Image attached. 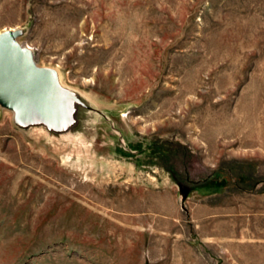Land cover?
Listing matches in <instances>:
<instances>
[{
  "label": "rangeland",
  "instance_id": "rangeland-1",
  "mask_svg": "<svg viewBox=\"0 0 264 264\" xmlns=\"http://www.w3.org/2000/svg\"><path fill=\"white\" fill-rule=\"evenodd\" d=\"M0 33L51 93L0 96V264H264V0H0Z\"/></svg>",
  "mask_w": 264,
  "mask_h": 264
},
{
  "label": "water",
  "instance_id": "water-1",
  "mask_svg": "<svg viewBox=\"0 0 264 264\" xmlns=\"http://www.w3.org/2000/svg\"><path fill=\"white\" fill-rule=\"evenodd\" d=\"M32 56L27 47H22L10 39H5L0 33V96L15 99L19 94L29 97H44L51 94L46 91L50 76L40 74L37 79H31L27 72L31 67ZM31 70V69H30ZM182 198L187 197L188 187L178 182Z\"/></svg>",
  "mask_w": 264,
  "mask_h": 264
},
{
  "label": "bare ground",
  "instance_id": "bare-ground-1",
  "mask_svg": "<svg viewBox=\"0 0 264 264\" xmlns=\"http://www.w3.org/2000/svg\"><path fill=\"white\" fill-rule=\"evenodd\" d=\"M10 30H14V28L10 29ZM28 48V47H27ZM31 49V48H30Z\"/></svg>",
  "mask_w": 264,
  "mask_h": 264
}]
</instances>
